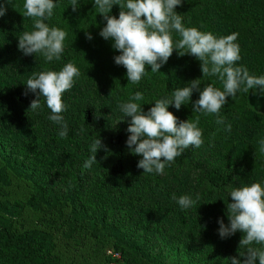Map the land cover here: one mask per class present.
<instances>
[{
	"label": "trees",
	"instance_id": "obj_1",
	"mask_svg": "<svg viewBox=\"0 0 264 264\" xmlns=\"http://www.w3.org/2000/svg\"><path fill=\"white\" fill-rule=\"evenodd\" d=\"M24 2L0 0L7 8L6 14L0 17V70L10 63L25 82L33 72L59 71L68 62L74 63L80 70L72 89L63 95L67 110L62 115L69 126L67 138L59 137L60 129L57 133H48L47 141L54 142L64 153L53 154L47 149L30 150L33 167L47 169L62 183L75 188L83 186V176L67 164L69 157H90L89 146L93 139L98 138L93 124L99 116L103 120L113 117L122 119L118 104L126 102L135 92L143 93L144 99L137 103L147 111L154 106L155 100L170 97L175 89L186 86L194 79H200L201 89L207 84H214L223 90L216 77H203L199 60L191 55L180 56L176 51L159 71L153 73L149 66L138 84L129 82L126 69L114 62V56L120 53L112 47L113 42L99 35L106 21L95 8L94 0H78L80 6L76 12L72 11L71 0H54L57 6L47 23L67 32L64 52L60 60L51 62L41 54L26 56L18 49V37L23 31L33 30V20L23 15ZM175 10L182 15L186 27L210 31L218 37L238 33L236 42L240 46L241 60L237 65L246 66L250 74L264 75V0H183L182 6ZM119 11V6L113 5L110 15L118 18ZM86 32L92 35L91 40L86 38ZM173 37L175 40L180 38L178 33H173ZM25 92L19 84L13 85L12 81L7 82L4 78L0 81V96L11 109L18 112L28 109L31 95L29 92L25 95ZM248 97L249 93L239 91L235 98L228 97V103L220 110V115L232 125L230 133L224 131V125L216 124L215 115L193 112V104L199 98L197 91L180 110L170 105L168 110L180 120H194L199 116L198 126L203 131L204 144L200 148L185 149L175 162L165 167L162 175L143 173V169L137 168L142 157L131 154L126 147L125 142L130 135L127 131L101 137L108 152L98 150L96 174L101 181L116 188L117 195L111 198L113 203L135 205L136 208L130 211L135 232L142 229L145 233L153 232L164 237L167 235L165 230H168L185 238H195L199 248L191 250L207 254L208 264H230L228 258L239 256V252L243 251L239 248L243 234L237 231L231 237L221 239L218 219L229 223L226 207L231 202L229 186L252 182L264 185V153L259 151L258 143L264 139V116L258 117L249 109ZM84 102H92L95 106L83 107L81 104ZM42 110L39 120H48L50 109L45 104ZM0 121L1 127L13 122L18 131L26 133L19 117L9 120L8 114L2 110ZM82 127L83 132L80 131ZM195 153L198 160L193 159ZM32 186L34 191L27 195L25 202H57V199L50 202L47 192H42L40 182L32 181ZM98 189L105 191L100 186ZM105 192L110 195L111 189ZM128 192L133 193L132 198L127 196ZM174 193L177 198L188 194L193 199L199 194L200 199L193 207L181 209L172 199ZM8 197V194L0 193V264H60L59 253L47 249L46 242L43 238L40 242L37 232H18L12 223H8L19 216L13 210H7ZM67 199L68 238L80 228L77 226L78 217L82 220L87 210L95 213L96 208L89 198L77 191H73ZM89 220L81 226L87 240L106 238L112 241L111 248L117 256L107 255L106 259L122 264H147L149 261L160 264L132 241L126 240L117 226L106 222L99 214L89 217ZM71 252L74 257L80 255L74 249ZM223 256L226 258L221 260ZM256 264H259L258 260Z\"/></svg>",
	"mask_w": 264,
	"mask_h": 264
},
{
	"label": "clouds",
	"instance_id": "obj_2",
	"mask_svg": "<svg viewBox=\"0 0 264 264\" xmlns=\"http://www.w3.org/2000/svg\"><path fill=\"white\" fill-rule=\"evenodd\" d=\"M10 3L11 0H6ZM183 0H94L98 13L106 21L99 35L111 40L112 47L120 54L114 56V62L126 69L129 82L138 84L146 75L150 66L155 73L169 60L173 52L180 56L191 55L201 62L203 77H216L223 90L207 84L201 89L200 79L189 81L186 86L175 89L170 97L155 100L154 106L144 111L141 104L142 92L137 91L126 102H120L118 108L128 121L126 147L133 155L142 158L137 168L143 173L162 175L167 165L175 162L189 147L200 148L204 144L203 131L198 126L199 116L194 120H180L169 106L180 110L182 105L190 102L194 91L199 98L193 104V112L213 114L216 124L224 125V131L231 132V123L220 115V110L228 103V97L235 98L239 91L249 93L259 89L264 95V75L250 74L248 68L237 65L241 60L240 46L236 42L238 33L216 36L210 31H201L197 27H186L183 17L175 9L182 6ZM113 5L119 6L118 18L110 15ZM54 0H25L23 15L33 20V30L23 31L18 37V49L24 55L41 54L48 62L60 60L64 52L67 32L59 27L49 26L48 20L56 7ZM78 0H71L72 11L79 8ZM7 12L6 4L0 3V17ZM173 33L179 34L175 40ZM86 38L92 35L86 32ZM80 70L72 62L66 63L59 71L44 70L33 72L26 81V92L35 93L29 109L37 111L42 108L41 98L50 109L48 119L59 126L60 138H67L68 123L63 112L67 105L63 95L72 89ZM81 132L84 131L82 127ZM259 151L264 153V139L258 141ZM108 152L102 138L93 139L89 146L90 157L83 167L90 169L97 160L98 150ZM231 202L226 204L228 224L218 219V234L221 239L242 233L239 241V256L228 258L230 264H264V185L252 182L248 185L229 186ZM181 209L193 207L200 199L196 194L172 195ZM206 227V226H200ZM242 257L243 259L241 260Z\"/></svg>",
	"mask_w": 264,
	"mask_h": 264
},
{
	"label": "rangeland",
	"instance_id": "obj_3",
	"mask_svg": "<svg viewBox=\"0 0 264 264\" xmlns=\"http://www.w3.org/2000/svg\"><path fill=\"white\" fill-rule=\"evenodd\" d=\"M3 78L7 82L12 81L13 85L19 84L20 88L26 90V82L18 75L12 64L7 63L6 67L0 70V81ZM29 93L31 100L34 99L35 93ZM248 99L249 109L258 117L264 116V95L260 94L259 89L251 90ZM44 105L45 103L37 111L30 110L29 106L27 110L18 112L9 108L0 96V112L5 111L9 120L19 117L20 124L26 129V133L22 134L13 122L5 127H1L0 123V193L9 195L8 202H6L7 210H13L14 214H19L18 217L8 221L12 223L13 228L18 232H37L40 242L42 238L46 242L47 249L53 253H59L60 264H122L105 258L107 255L113 258L117 256L111 248L112 241L106 238L89 241L81 229L82 225L90 221L89 217L99 214L106 222L117 226V230L126 237V240L132 241L160 264H208L207 254L199 250L192 252L191 249L199 248L195 238H185L177 232L168 230H165L167 235L164 237L155 235L153 232L145 233L142 229L135 232L132 229L134 224L130 219V211L136 208L135 205L127 202L115 204L111 201V198L117 195L116 188L98 178L95 171L96 164H93L90 169L83 167L89 157L87 159H84V156L69 157L67 161L68 165L83 176L81 188L62 183L55 179L47 169L34 168L30 156L31 149H47L53 154L64 153L54 142L47 141L48 133H57L59 128L49 119L39 120ZM89 105L95 106L92 102L81 104L83 107ZM120 120L119 117L103 120L102 116H99L93 124L94 134L97 137H103L110 133L126 132L130 119L119 122ZM197 156L198 154L195 153L193 159L198 160ZM32 181L42 184V192H47L50 202L54 199H57V202L55 204H32L30 200L25 202L27 195L34 191ZM98 186L104 188L105 191L111 189V194L108 195L104 190L98 189ZM73 191L80 192L89 198L96 212L91 213L89 209L82 220L78 217L77 226L80 228L74 235L67 238L66 216L69 213L67 198ZM132 194L128 192L127 196L132 198ZM14 201L18 204H13ZM71 249L79 252L80 255L74 257ZM224 258L226 256H223L221 260ZM147 264H152V261Z\"/></svg>",
	"mask_w": 264,
	"mask_h": 264
}]
</instances>
